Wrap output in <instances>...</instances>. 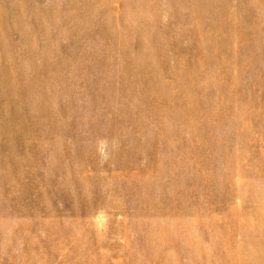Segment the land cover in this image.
<instances>
[{
    "label": "rangeland",
    "instance_id": "obj_1",
    "mask_svg": "<svg viewBox=\"0 0 264 264\" xmlns=\"http://www.w3.org/2000/svg\"><path fill=\"white\" fill-rule=\"evenodd\" d=\"M0 264H264V0H0Z\"/></svg>",
    "mask_w": 264,
    "mask_h": 264
}]
</instances>
